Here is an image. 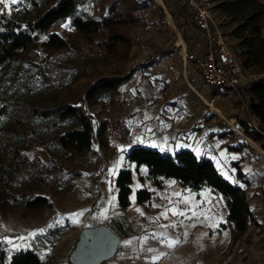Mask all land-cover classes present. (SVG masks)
<instances>
[{
	"label": "rangeland",
	"instance_id": "1",
	"mask_svg": "<svg viewBox=\"0 0 264 264\" xmlns=\"http://www.w3.org/2000/svg\"><path fill=\"white\" fill-rule=\"evenodd\" d=\"M51 1L36 0L33 4L19 0L10 7L0 5V17L25 21L50 6ZM220 3L215 0V17L222 22L227 39H232L236 24L223 14ZM163 4L167 10L154 0H79L77 15L83 20L117 16L116 27L123 39L115 47L109 46L108 32L87 40L67 19L51 31L66 39L65 49L38 46L0 67V193L7 198L0 208V244L8 260L30 250L43 264H71L69 257L82 229L106 225L121 237L117 254L128 258L164 253L161 260L169 261L175 254L174 259L185 257L187 264H219L223 260L227 264H264V229L256 217L257 226L250 225L247 233L232 243L229 229L221 227L227 221V212L219 195L209 188L198 196L190 194L172 179L164 181L162 191L167 195H162L149 180L143 184L139 181L138 176H146L147 171L136 170L126 158L132 147L150 145L145 141L151 130L160 132L157 114L162 109H181L189 122L204 126L208 139L228 128L234 130L236 120L264 131L253 112L248 87L241 94L213 91L202 84L194 63L185 68L179 38L186 48L194 50L202 44L203 36L193 27L191 13L183 4L172 0H163ZM241 59L247 85L260 79L258 76L264 78L260 64L248 65L244 54ZM169 72L174 77L166 82ZM163 74L166 77L160 79ZM186 77L194 79L192 86L214 100L227 119H234V127L192 92ZM106 80L115 85L114 90L102 89ZM173 94L178 100L175 103L167 101ZM72 106L79 108V116L86 114L103 126L99 143L89 151H68L58 143L63 133L81 129L77 117L59 118V110ZM248 137L264 149V140L257 134ZM225 142L249 146L245 138ZM124 168L132 170L134 187L155 191L154 201L135 204L128 211L116 205L114 181ZM174 190L181 192L178 201L187 199L189 203L173 202ZM36 198H44L46 206L28 208V201ZM254 200L264 218V198L259 200L256 195ZM169 207L203 214L193 216L188 211L190 218H186L169 213L168 219L160 217L154 223V218ZM76 213L82 215L73 216ZM173 223L174 228L161 227ZM162 232L168 239L179 238L180 243L169 248L152 238ZM144 236L149 237L146 243ZM126 241L133 243L126 245ZM148 247L156 252L146 251Z\"/></svg>",
	"mask_w": 264,
	"mask_h": 264
},
{
	"label": "trees",
	"instance_id": "2",
	"mask_svg": "<svg viewBox=\"0 0 264 264\" xmlns=\"http://www.w3.org/2000/svg\"><path fill=\"white\" fill-rule=\"evenodd\" d=\"M28 1L33 4L37 3L36 0ZM220 1L223 14L236 24L232 35L244 42L246 63L248 65L260 64L264 73V35L262 33L264 3L261 0ZM78 3L79 0H52L50 6L38 10L37 16H31L25 21L6 16L0 17V67L38 46L55 51L65 49L68 43L66 39L56 33H51V31L67 19H71L74 29L87 40H92L93 36L105 35L108 32V39L111 41V44L108 42L109 46L115 47L123 39L119 34V26L116 27L118 25L117 16L86 21L77 15ZM176 9L178 10V8ZM192 24L195 27L194 22ZM101 87L105 90H114L115 85L106 80ZM247 87L252 94L253 112L259 116V123L264 125V78L250 83ZM78 111L79 108L75 106L68 107L64 111L59 110L60 120L77 117L81 129H70L63 133L58 137V143L68 151H89L99 143L103 126L99 125L97 120L90 119L86 114L79 116ZM235 127L245 135L257 134L260 139L264 140V131L254 130L250 123L236 120ZM218 137L220 139L227 137L236 139L238 136L235 130L229 129L225 133H220ZM126 158L129 163L135 165L136 170H139L140 167L146 169V176H138L142 184L145 180H149L157 188H163L166 179H174L181 186L187 187L193 192L197 193L205 188H210L213 193L221 196L227 207V221L221 227L229 229L232 243L247 233L249 225L255 224V217L247 200L246 191L224 178L212 160L198 157L190 150L171 153L145 146L132 147ZM237 176L243 178L240 171L237 172ZM115 183L118 188L119 208L128 211L131 208L132 170L121 169L115 178ZM152 195L150 190L141 188L136 191V201L138 204L148 203L152 199ZM6 201V196L0 193V208L5 206ZM46 204L47 201L44 198H36L28 201L26 206L30 209H38ZM0 264L43 263L39 255L30 250L21 251L8 260L6 252L0 244Z\"/></svg>",
	"mask_w": 264,
	"mask_h": 264
},
{
	"label": "crops",
	"instance_id": "3",
	"mask_svg": "<svg viewBox=\"0 0 264 264\" xmlns=\"http://www.w3.org/2000/svg\"><path fill=\"white\" fill-rule=\"evenodd\" d=\"M163 77H166V74L160 76V79H162ZM173 77H174L173 73L169 72V76H167L166 82H171ZM192 92L196 94V91L192 90ZM166 95H168V92ZM176 95L173 94V96H167V101L172 99L171 101H173V103L177 102L178 100H176V98H178V95L177 97ZM164 101L165 100H162V103ZM163 111L164 110L162 109L157 114V118L160 119L161 121V125H160L161 130L160 132L158 131L159 132L158 134H155L156 132H154V130H151V132H149L145 141L150 144L147 145V147H150L152 149H158L161 151L166 150L171 153H176L180 150H190L198 157H206L212 160V162L214 163V165L217 167V169L224 178H226L233 184L242 187L246 191V195L249 197L248 200L249 205L252 208L254 217L257 218L256 219L257 224L262 225L264 229V218L263 216H260L261 210H257V206L259 205L254 200L256 199V195H258L259 200L264 198V157L260 156V154L264 155V149H261V146L257 142H255L256 146H252V145L250 146L249 144L248 147L247 146L242 147L240 146V144L231 146L230 144L225 142L227 139H229L228 137L225 139H220L218 137L220 133L227 132L229 128L225 131H221L220 133L214 135L213 138L208 139L206 138L207 132L204 126L202 124L197 125L195 122H189L186 114L181 113V109L177 108L175 112L171 111L170 109H167L168 112H163ZM193 127H197L196 130H194ZM236 134L238 137H236V139L233 140H241L242 138H245V136H250L243 134L244 135L243 137L238 133ZM214 138H216V140H214ZM204 142H208V144L210 143L209 146H205L203 144ZM218 160L222 162L218 164L217 163ZM140 168L146 170L144 167H140ZM238 171H240L243 174V178H239L237 176ZM132 185L133 186L131 193V207H133L135 204H138L136 201V191L141 189L139 187H134V180ZM163 188H158V189L161 190L159 191L161 192L162 195L166 196L167 191L166 190L162 191ZM184 188L186 189V191L188 190L190 194H195L197 196L200 195V193L204 190L203 189L196 193L191 191L187 187H183V186L181 187V189ZM149 190L153 193L152 199L150 200V202H148L151 203L152 201H154V196L156 194L154 190L151 189ZM174 193L181 194V192L175 190L171 192V198L173 199V202L178 201L177 196L173 195ZM117 194H118V188L116 187V183H115V203L119 207ZM251 196L252 199L250 201ZM138 205H142V204H138ZM226 212H227V207H226ZM204 214H208V212ZM251 225L257 226L255 224H251ZM230 240H231V234H230ZM172 256L175 257L176 255L174 254ZM174 257L170 258L169 261L167 259L165 260L159 259L153 262L151 259L152 257L150 258L145 257V260L147 261L148 264H187V259L185 257L183 259H174ZM222 262H220L219 264H221ZM130 264H139L137 262V258H130ZM214 264H218V263H214Z\"/></svg>",
	"mask_w": 264,
	"mask_h": 264
},
{
	"label": "built area",
	"instance_id": "4",
	"mask_svg": "<svg viewBox=\"0 0 264 264\" xmlns=\"http://www.w3.org/2000/svg\"><path fill=\"white\" fill-rule=\"evenodd\" d=\"M172 1L173 3H181L188 9L195 29L203 36V42L198 48L194 50L186 48L185 52H180L185 68L189 63H194L201 74L202 84L211 90L244 93L247 89L248 79L247 71L241 59V54L245 55L246 53L244 42L233 35L232 39H227L222 22L215 17V0ZM164 8L166 9L165 6ZM258 77L261 78V76ZM193 82L194 79L189 80L187 78V83L191 89H193ZM234 130L244 137L240 129L234 127ZM260 156L264 157L263 155ZM137 262L148 264L143 257L137 258ZM227 263L228 261H224L222 264ZM102 264H130V258L117 254L115 258Z\"/></svg>",
	"mask_w": 264,
	"mask_h": 264
},
{
	"label": "water",
	"instance_id": "5",
	"mask_svg": "<svg viewBox=\"0 0 264 264\" xmlns=\"http://www.w3.org/2000/svg\"><path fill=\"white\" fill-rule=\"evenodd\" d=\"M230 126L234 127L233 125ZM120 245V235L108 226L86 227L80 232L75 247L70 254V263L102 264L116 257Z\"/></svg>",
	"mask_w": 264,
	"mask_h": 264
},
{
	"label": "snow or ice",
	"instance_id": "6",
	"mask_svg": "<svg viewBox=\"0 0 264 264\" xmlns=\"http://www.w3.org/2000/svg\"><path fill=\"white\" fill-rule=\"evenodd\" d=\"M18 2H19V0H0V5H4L5 7H10L11 5H15ZM65 27H67V25H65ZM173 195L180 196L181 194L180 193H174ZM169 203L171 204L172 201L169 200ZM177 203L188 204L189 201L187 199H183V200L177 201ZM156 207H159V206L157 205ZM137 211L140 212L141 215H143V212L140 209H137ZM188 211H192V215L193 216H199V215L203 214V213H197V212L193 211L192 209H188L187 211H185V210H180L177 207H169V208H166L163 212H161L160 216L154 218L153 222L154 223L158 222L160 217H163L164 219H168L169 213H171V215H173V216L179 215V216H183V217H186V218H190L187 215ZM77 215H82V213L73 214V216H77ZM205 218L206 219L208 218L206 216V214H205ZM161 227H164V228L172 227V228H174V227H176V224L173 223L171 225H161ZM160 237H164V239L161 240ZM152 238L158 240V242H160V243L166 244V246L169 247V248L175 247L178 243H180L179 238L168 239L167 238V234L163 233V232L160 233L159 237H157L155 234H153ZM148 239H149L148 236H144L143 237V240H144L145 243L148 241ZM9 243H11V241H9ZM132 243H133V241H126L125 242L126 245H131ZM146 251H148V252H156V249L153 248V247H148L146 249ZM163 255H164V253H159L157 255H154L151 259H152L153 262H155V261L159 260L161 258V256H163Z\"/></svg>",
	"mask_w": 264,
	"mask_h": 264
},
{
	"label": "bare ground",
	"instance_id": "7",
	"mask_svg": "<svg viewBox=\"0 0 264 264\" xmlns=\"http://www.w3.org/2000/svg\"><path fill=\"white\" fill-rule=\"evenodd\" d=\"M156 3H158V4H161V5H163V0H154ZM160 5V6H161ZM164 7V6H163ZM165 10V9H164ZM170 13V12H169ZM168 15H170V14H168ZM171 18H169V20H170ZM169 22V21H168ZM170 24V23H169ZM170 25H172V23L170 24ZM174 25V24H173ZM172 25V26H173ZM177 31H178V29H176ZM178 46H181V49H180V51L181 52H185V49H186V46H185V44H184V41H183V39L180 37L179 38V40H178ZM193 90L194 91H196V94L198 95V96H200L201 97V99L202 100H204L205 102H207V104H208V106L210 107V110L213 112V113H215L216 115H217V117H219V118H222V119H224V120H226L227 121V123L228 124H230V125H233L234 126V119L233 118H231V119H227L226 117H225V115H224V113H223V111H221V109L219 108V107H217V105L215 104V101L214 100H211V99H209V98H207L206 96H204L202 93H200L199 91H197L194 87H193ZM221 119V120H222ZM225 121V122H226ZM245 139L247 140V143L251 146H256V141L253 139V137L252 138H250V137H248V136H245ZM259 148V147H258ZM261 149H263L262 147H261ZM262 152V151H261ZM260 155H263V154H260ZM264 156V155H263Z\"/></svg>",
	"mask_w": 264,
	"mask_h": 264
}]
</instances>
